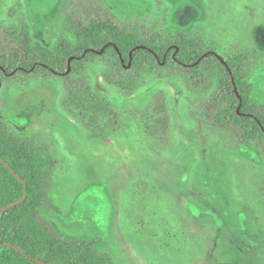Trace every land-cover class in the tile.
<instances>
[{"label": "rangeland", "instance_id": "rangeland-1", "mask_svg": "<svg viewBox=\"0 0 264 264\" xmlns=\"http://www.w3.org/2000/svg\"><path fill=\"white\" fill-rule=\"evenodd\" d=\"M37 1L0 0V32L22 20L55 44L66 0L50 13ZM97 1L140 21L158 46L182 34L241 63L250 103L264 107V0ZM109 68L98 58L82 70L117 119L108 126L70 106L63 77L0 88L3 123L53 156L44 216L118 264H264V152L217 119L219 77L195 87L189 67L159 74L148 63L127 91Z\"/></svg>", "mask_w": 264, "mask_h": 264}, {"label": "trees", "instance_id": "trees-1", "mask_svg": "<svg viewBox=\"0 0 264 264\" xmlns=\"http://www.w3.org/2000/svg\"><path fill=\"white\" fill-rule=\"evenodd\" d=\"M37 3L45 13L59 5L58 0ZM148 32L140 21L124 22L97 0H66L62 27L51 47L36 40L22 20L8 35L0 32V88L30 77H63L70 106L90 125L99 118L108 126L117 119L108 100L94 93L82 75L86 63L98 58L109 62L108 80L127 91L148 63L159 74L189 67L195 87L205 86L215 73L220 82L217 119L264 152V107L250 103L246 67L186 35L158 46ZM1 114L0 108V264H118L109 252L99 251L95 241L62 236L44 216L53 156L47 146H34L9 129Z\"/></svg>", "mask_w": 264, "mask_h": 264}]
</instances>
